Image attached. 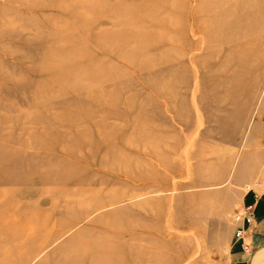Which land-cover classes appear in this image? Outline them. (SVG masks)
Masks as SVG:
<instances>
[{
    "label": "rangeland",
    "instance_id": "1",
    "mask_svg": "<svg viewBox=\"0 0 264 264\" xmlns=\"http://www.w3.org/2000/svg\"><path fill=\"white\" fill-rule=\"evenodd\" d=\"M263 10L0 0V264L220 261L262 148Z\"/></svg>",
    "mask_w": 264,
    "mask_h": 264
},
{
    "label": "crops",
    "instance_id": "2",
    "mask_svg": "<svg viewBox=\"0 0 264 264\" xmlns=\"http://www.w3.org/2000/svg\"><path fill=\"white\" fill-rule=\"evenodd\" d=\"M260 8L264 9V0H260ZM250 137L261 143L262 148L252 152L251 166H243L244 160L238 162L233 180L238 187L234 190L237 191L238 206L251 205L252 221L249 225H242L245 236L239 239L233 235L234 225L231 222L222 261L213 264H264V109L254 121ZM243 242L249 244L250 252L241 249Z\"/></svg>",
    "mask_w": 264,
    "mask_h": 264
},
{
    "label": "built area",
    "instance_id": "3",
    "mask_svg": "<svg viewBox=\"0 0 264 264\" xmlns=\"http://www.w3.org/2000/svg\"><path fill=\"white\" fill-rule=\"evenodd\" d=\"M252 221V208L251 205H241L235 208L231 214V222L234 225L233 235L239 239L245 236V229L243 224L249 225ZM241 249L246 252H250V246L246 242L241 244Z\"/></svg>",
    "mask_w": 264,
    "mask_h": 264
},
{
    "label": "bare ground",
    "instance_id": "4",
    "mask_svg": "<svg viewBox=\"0 0 264 264\" xmlns=\"http://www.w3.org/2000/svg\"><path fill=\"white\" fill-rule=\"evenodd\" d=\"M219 19H220V18L216 17V15L214 14V15H213V21H211L212 24H214V23H213L214 20H216V21H215L216 23L219 22ZM219 28L221 29V31L224 29L223 27H219ZM75 263H78V264H79V261H78V260H72V261L68 260V261L63 262L62 264H75Z\"/></svg>",
    "mask_w": 264,
    "mask_h": 264
}]
</instances>
